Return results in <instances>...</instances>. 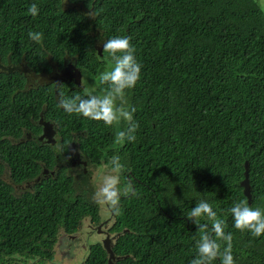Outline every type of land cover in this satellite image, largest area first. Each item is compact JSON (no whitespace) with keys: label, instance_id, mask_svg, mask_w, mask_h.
Returning a JSON list of instances; mask_svg holds the SVG:
<instances>
[{"label":"trees","instance_id":"16d2710c","mask_svg":"<svg viewBox=\"0 0 264 264\" xmlns=\"http://www.w3.org/2000/svg\"><path fill=\"white\" fill-rule=\"evenodd\" d=\"M33 4L35 18L28 11ZM93 27L104 42L124 37L135 48L141 76L126 90L124 105L136 109L134 140L117 142L129 127L123 120L107 126L59 106L61 98L107 90L101 77L113 62L104 50L99 55ZM30 31L42 40L32 41ZM0 61L36 73L72 63L84 77V87L64 83L56 98L52 85H28L18 71L0 73V264L52 259L60 232L76 231L84 215L97 216L86 189L73 188L64 167L35 182L73 141L107 172L112 157L120 158L121 195L112 210L115 230L128 231L113 247L127 256L117 264H191L202 233L187 217L201 200L232 234L234 264H264V235L236 229L230 212L241 201L264 210V9L258 0H0ZM42 111L57 125V146L25 136L40 131L35 121ZM246 161L251 203L241 186ZM29 181L33 186L15 187ZM217 242L222 252L226 242ZM107 260L96 241L81 264Z\"/></svg>","mask_w":264,"mask_h":264},{"label":"clouds","instance_id":"9594fccd","mask_svg":"<svg viewBox=\"0 0 264 264\" xmlns=\"http://www.w3.org/2000/svg\"><path fill=\"white\" fill-rule=\"evenodd\" d=\"M28 11L34 18L39 15L36 4L31 5ZM42 35V33L35 31L28 33L29 38L37 43L42 40ZM103 50L113 62L111 70L106 71L101 77L102 83L108 86L106 92L103 95L86 92V98L80 96L72 99L61 98L59 106L69 114L76 113L91 120L103 121L107 126L123 120L128 123L129 127L126 131L118 133L117 142L131 141L135 139L134 133L137 128L134 123L136 109L124 107L126 104L125 93L126 90L133 89L139 81L141 65L135 56V48L128 38L107 39L103 44ZM83 82L82 79L84 87ZM117 101H119V106ZM43 115L44 113L41 112V117ZM110 163L112 173L116 175H108L104 178L103 186L96 193V199L100 204L110 203L115 206L119 198L117 185L119 182L118 174L122 165L118 156H113ZM126 191L130 192L131 188ZM230 212L236 229L248 230L256 237L264 235V210L251 207L246 202L241 201L236 202L231 207ZM187 219L202 233L197 243L198 254L191 261V264H213L217 258L220 259V264H234L231 244L232 234L225 233L223 221L217 218V213L213 210L211 204L204 200L199 201L191 209ZM201 219H205L207 223L202 225ZM209 231L212 235L208 234ZM218 240L226 242V247L223 248L222 252Z\"/></svg>","mask_w":264,"mask_h":264},{"label":"flooded vegetation","instance_id":"af4514ba","mask_svg":"<svg viewBox=\"0 0 264 264\" xmlns=\"http://www.w3.org/2000/svg\"><path fill=\"white\" fill-rule=\"evenodd\" d=\"M8 64L10 63H7L5 65H8ZM69 64L70 63H65L63 67H58V65L54 64L50 72L41 71L40 73H36V72L34 73L45 74V75L50 74L53 70L60 71L61 69L64 68L65 65H69ZM40 81H41L40 79L34 78V77H32V79L30 80V82H32V84L36 85L37 87L38 86L44 87L47 85L46 80H44L43 85H41ZM38 83H40V85ZM64 83L70 84L71 89H74L76 87V84L73 81L62 82L61 84H59L58 87H60V85H63ZM52 86L54 88V85ZM40 117H41V114L39 115V118L35 121L36 126L41 128L40 131L37 134H33L32 131L25 132V136H27L28 139L37 138L39 140V137L43 131V127L39 123L41 121ZM43 119L44 121H49L53 123L54 129L56 130V133L54 136L55 143L51 144L50 146H53V147L57 146L58 139H59L57 125L55 124L54 121L45 119L44 115H43ZM47 141L48 139H44L43 141L41 140L40 144L48 145L46 144ZM72 144L75 145L74 150H76L78 154L76 156L71 155L70 146ZM55 156H56V161H55V164L53 165V168L44 166V168L41 171V174L36 177L35 182L40 181L42 176H45V177L54 176L55 177L56 174L59 171H61V169L64 167L66 174L70 175L73 178V182H72L74 186L73 188L77 189L78 187H82L83 189H86V194H85L86 200H88V202L94 206V209L97 210V216L84 215L83 219L79 220V225L76 231L72 233H65L63 231L60 232L58 235L57 242L55 243L54 255L52 259L44 258V260L46 261H43L42 263H36L35 262L36 260H35L32 262H28V263L19 262V264H57V260L60 259L59 256L62 258L66 257L68 259H72L70 260L71 262H73L72 264H75V263L78 264L79 260H81L83 257L85 258L87 251H88L89 244L86 243L87 238L85 239V235L90 236V237L91 236L94 237L97 235L98 236L97 242H98L99 239L101 240L103 237L105 238L107 234L112 235L113 233L118 232L115 230V222L113 221L111 212L109 210L113 208L114 206H112L110 203L100 204L97 202V199H96V193L103 186V182L105 178L103 177V174L106 176L114 175V174L111 173L110 171L108 172L105 171L107 166L103 165L102 163H92L88 161V159H85L84 156L81 155L78 145L74 141L69 144L66 154H63L62 156L60 153H56ZM3 178L7 182L13 183L12 182L13 180L10 179V174L7 175L6 173H4ZM98 181H101L102 184L97 187ZM31 184L33 186L34 181H29L25 186L15 184V187L24 189V187L27 188ZM117 189H118V197H120L121 195L120 185H117ZM63 250H67V251H63ZM81 262L79 264H81Z\"/></svg>","mask_w":264,"mask_h":264},{"label":"water","instance_id":"95a60500","mask_svg":"<svg viewBox=\"0 0 264 264\" xmlns=\"http://www.w3.org/2000/svg\"><path fill=\"white\" fill-rule=\"evenodd\" d=\"M92 33L93 35L96 37L95 38V47L99 53V55H102V51H103V44H104V40L102 38H100L101 33L99 31H96L95 28L93 27L92 29ZM19 72V73H23L25 74V76L27 77V84H29V81L32 77L34 78H38L40 79V83L41 85H43L44 80H46V84L47 85H54L55 88V96L56 98L59 95V91L58 86L59 84H61L62 82H66V81H73L75 82L76 86L79 87H83L82 85V79H83V73L81 71L80 68H78L76 65L70 63L69 65H65L63 69H61L60 71H55L53 70L50 74H36L34 72H31L27 67L25 66H12L10 64L5 65L3 63H1L0 61V73L4 72V73H13V72ZM38 83V84H40ZM40 125L43 127V131L42 134L39 137V140L43 141L44 139H48L46 144H53L55 143V133L56 130L54 129L53 123L49 122V121H44L43 117L40 118ZM74 144H72L70 146V152L71 155L76 156L77 151L74 150ZM241 186L244 189V194L245 196L248 198L249 203H251L252 200V194H251V186L249 183V163L248 161H246L245 163V179L241 182ZM112 215V218L114 217V212L111 209H109ZM111 218V220H112ZM114 221V218H113ZM128 230L127 229H123L121 232H116L111 234H107V236L104 238H102L101 240L99 239V241L102 244L103 249L106 251L107 253V264H117V262L119 260H122L124 258H126L127 256H120L117 255L113 249V247L115 246V242L117 241V239L124 235ZM90 245L88 246L89 249ZM88 252V251H87Z\"/></svg>","mask_w":264,"mask_h":264},{"label":"rangeland","instance_id":"374dc122","mask_svg":"<svg viewBox=\"0 0 264 264\" xmlns=\"http://www.w3.org/2000/svg\"><path fill=\"white\" fill-rule=\"evenodd\" d=\"M259 1V3H260V5L262 6V8L264 9V0H258ZM98 183V185H97V187L99 186V185H101L102 184V182L101 181H98L97 182ZM96 185V184H95ZM87 238V239H86ZM85 239H86V243L87 244H93V243H95L96 241H97V239H98V236L96 235V236H87V235H85ZM89 239V240H88ZM88 245V246H89ZM63 248H65V247H63ZM63 251H67V250H63ZM59 258L60 259H58L57 260V264H72L73 262H71L70 260H72V259H68V258H62V257H60L59 256ZM83 259H84V257L81 259V260H79V262H78V264L81 262V261H83ZM76 264V263H75Z\"/></svg>","mask_w":264,"mask_h":264}]
</instances>
